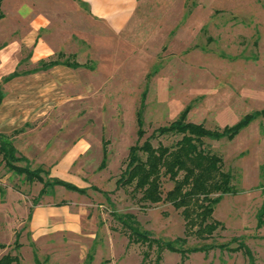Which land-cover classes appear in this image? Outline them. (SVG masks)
<instances>
[{"label": "rangeland", "instance_id": "374dc122", "mask_svg": "<svg viewBox=\"0 0 264 264\" xmlns=\"http://www.w3.org/2000/svg\"><path fill=\"white\" fill-rule=\"evenodd\" d=\"M54 1L47 38L58 51L96 67L89 73L93 88L64 103L55 121L0 142V258L11 254L21 264H38L36 258L41 264H264V225L258 227L257 218L264 200V117L231 139H205L206 148L222 156L237 191L216 205L213 217L221 224L210 237H188L186 248L205 245L206 251L160 252L157 239L186 236L181 210L166 201H141L133 185L117 183L131 146L184 111L188 120L222 130L264 109V0H139L120 32L92 18L79 2ZM2 9L9 14L7 5ZM177 138L153 143L169 145ZM78 141L88 150L58 167ZM12 145L14 159L2 150ZM13 165L38 169L44 180L30 181ZM52 177L88 191L46 185L51 194L41 196ZM172 186L164 177V197ZM39 206L66 210L34 238L30 222ZM117 214L132 215L128 223L138 221L151 240L133 241Z\"/></svg>", "mask_w": 264, "mask_h": 264}, {"label": "trees", "instance_id": "16d2710c", "mask_svg": "<svg viewBox=\"0 0 264 264\" xmlns=\"http://www.w3.org/2000/svg\"><path fill=\"white\" fill-rule=\"evenodd\" d=\"M4 0H0V19L4 16L2 4ZM64 63L60 60L42 61L40 67L35 70H46L57 64ZM73 67L80 66L78 63H64ZM20 73L15 72L6 79L18 76ZM144 93V101H145ZM3 91L0 89V98ZM145 107V103H143ZM187 111L175 121L168 125L159 127L148 139L142 144L136 143L131 146L128 155V162L122 175L117 180L121 186L133 185L134 192H141V201L158 203L166 201L171 203L176 209L181 210V214L185 220L186 236L172 240H156L159 249H169L171 251L186 254L187 252L206 251L208 247L194 246L186 248L188 237L196 235L200 238L210 237L213 232L221 224L213 217L216 205L226 194H236V188L232 184L233 174L223 169V158L219 154L205 146V139L221 140L223 138L231 139L240 132L245 126L259 117H264V109L249 113L243 117L237 124L226 126L222 130L209 129L202 123H195L188 120ZM139 136L143 137V110L138 111ZM264 133V125H263ZM8 135L0 134V142L2 145ZM178 137L171 144L166 145L153 140L158 137ZM3 152L9 158L14 159L16 147L12 145L9 149L2 147ZM106 156V154H105ZM104 156V157H105ZM106 164V159L103 165ZM16 171L26 173L27 179L33 181L35 179L43 181V177L38 169L30 170L26 167L13 165ZM48 176L50 172L47 171ZM262 176L264 177V166L262 167ZM173 183L171 189L163 196V178ZM55 187L57 185L64 186L68 189L75 190L79 193H86L88 188H82L67 180L52 177V180L46 181L40 190L41 196L51 194L47 190V186ZM264 194V182L260 185ZM39 203H36L37 205ZM116 218L123 223L132 234V240L150 241L151 232L140 228L138 221L133 220L130 225L126 219L133 218L130 214L116 215ZM258 227L264 225V200L258 212ZM136 237V238H135ZM179 246H177V245ZM37 259L38 264H41ZM21 264L18 256L6 254L0 258V264Z\"/></svg>", "mask_w": 264, "mask_h": 264}, {"label": "crops", "instance_id": "0c3cea01", "mask_svg": "<svg viewBox=\"0 0 264 264\" xmlns=\"http://www.w3.org/2000/svg\"><path fill=\"white\" fill-rule=\"evenodd\" d=\"M73 1L79 2L92 18L114 32L125 28L139 4V0ZM54 2L3 1L2 6H8L9 14L3 11L4 16L0 19V89L3 91L0 98V134L19 133L17 138L25 137L48 121H55L64 103L85 98L93 88L89 73H93L96 67L89 61L80 62L75 54L58 51L47 38V30L52 23L48 9ZM25 49L28 50L26 55ZM56 59L80 66L60 63L46 70H35L42 61ZM15 72L20 74L6 79ZM88 146L85 147L83 141L76 142L58 161V167L73 164L77 156L88 150ZM65 208L37 207L30 222V229L36 232L34 238L41 225L55 218L56 221L60 219Z\"/></svg>", "mask_w": 264, "mask_h": 264}]
</instances>
